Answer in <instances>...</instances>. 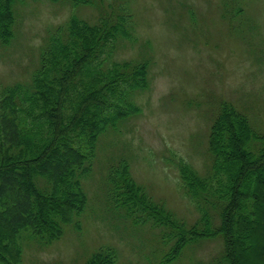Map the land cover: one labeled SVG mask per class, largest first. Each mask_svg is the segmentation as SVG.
<instances>
[{
    "label": "trees",
    "instance_id": "obj_1",
    "mask_svg": "<svg viewBox=\"0 0 264 264\" xmlns=\"http://www.w3.org/2000/svg\"><path fill=\"white\" fill-rule=\"evenodd\" d=\"M19 1L0 0V44L14 38ZM108 8L96 22L72 14L48 32L31 81L0 87V264L21 263L24 232L43 245L63 236L87 206L83 178L101 137L120 134L121 125L142 113L136 99L150 87V63L116 60L118 48L136 37L128 0ZM208 157L205 175L178 164L182 189L199 213L194 224L154 201L126 160L109 170L111 205L135 226L162 230L169 247L164 263L203 240L222 239L218 264H264V133L224 101L210 129ZM117 259L116 249L105 247L85 264Z\"/></svg>",
    "mask_w": 264,
    "mask_h": 264
},
{
    "label": "rangeland",
    "instance_id": "obj_2",
    "mask_svg": "<svg viewBox=\"0 0 264 264\" xmlns=\"http://www.w3.org/2000/svg\"><path fill=\"white\" fill-rule=\"evenodd\" d=\"M73 1L15 4L14 38L0 44V87L31 81L48 32L65 25L72 14L96 22L109 4H125L91 0L96 4L75 7ZM128 3L136 41L122 44L115 58L150 63V87L136 99L142 113L121 125L120 134L101 137L92 171L83 178L87 206L63 236L43 245L31 232L23 233L20 264H85L105 247L116 249V264H218L222 239L203 240L164 263L169 247L162 230L135 226L111 205L107 177L126 160L154 201L188 225L197 221L178 164L187 162L201 175L208 172V138L220 104L232 103L264 133V0Z\"/></svg>",
    "mask_w": 264,
    "mask_h": 264
}]
</instances>
